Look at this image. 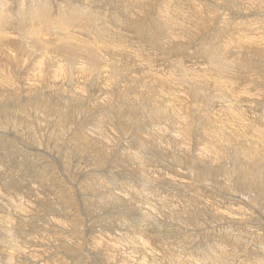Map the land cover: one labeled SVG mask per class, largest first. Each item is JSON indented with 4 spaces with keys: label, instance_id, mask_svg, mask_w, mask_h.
Listing matches in <instances>:
<instances>
[{
    "label": "rangeland",
    "instance_id": "obj_1",
    "mask_svg": "<svg viewBox=\"0 0 264 264\" xmlns=\"http://www.w3.org/2000/svg\"><path fill=\"white\" fill-rule=\"evenodd\" d=\"M0 264H264V0H0Z\"/></svg>",
    "mask_w": 264,
    "mask_h": 264
},
{
    "label": "bare ground",
    "instance_id": "obj_2",
    "mask_svg": "<svg viewBox=\"0 0 264 264\" xmlns=\"http://www.w3.org/2000/svg\"><path fill=\"white\" fill-rule=\"evenodd\" d=\"M70 54V53H69ZM91 67V66H90ZM53 73V72H52ZM51 74V73H50ZM52 75V77L54 78L55 77V75H56V73L54 72L53 74H51Z\"/></svg>",
    "mask_w": 264,
    "mask_h": 264
}]
</instances>
